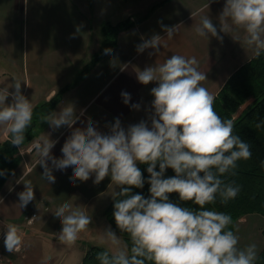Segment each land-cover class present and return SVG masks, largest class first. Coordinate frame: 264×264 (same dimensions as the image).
Returning a JSON list of instances; mask_svg holds the SVG:
<instances>
[{
	"label": "clouds",
	"instance_id": "9594fccd",
	"mask_svg": "<svg viewBox=\"0 0 264 264\" xmlns=\"http://www.w3.org/2000/svg\"><path fill=\"white\" fill-rule=\"evenodd\" d=\"M211 0L205 5L209 8ZM196 15L192 13V17ZM219 31L209 15L201 16L195 28L198 36L214 37L222 41L220 33L228 34L233 28L243 30L242 42L253 48L255 56L264 53V0H226L218 17ZM166 37L171 39L177 26H164ZM79 31V28H77ZM164 37L159 34L136 46L137 53L152 49L149 55L160 51ZM240 38H236L238 41ZM111 49H105L109 54ZM127 66V65H125ZM136 79L142 85L152 82L150 94L151 114L125 128L119 118L105 125L102 132L89 118L85 127H74L80 117L75 105L66 103L59 112L46 114L42 119L53 130L62 126L72 129L61 148L62 158L52 155L57 140L44 134L34 141L38 154L37 164L43 169L42 178L54 184V170L72 168L70 180L85 182L94 175V184L106 177L119 186L114 199L113 217L121 233H127L131 247L121 245V239L111 229H104V240L115 251L97 254L100 264H255L257 245L239 246V236L229 228L232 217L223 212L206 210L217 194L222 203L234 199L239 188L225 184L220 176L237 166V161L251 157L249 145L233 134L234 123L224 120L214 109L215 97L202 85L206 73L198 70L196 57L171 55L163 63L138 70ZM14 88V91H9ZM123 103L128 105L131 96L122 92ZM11 97V102L6 103ZM139 110L140 104H132ZM33 103L22 94L21 81L0 87V129L9 134L12 146L19 148L25 142V133L33 120ZM264 125V120L256 124ZM50 162V164H49ZM138 164L147 165L145 181ZM158 167V170H157ZM167 169L174 176L165 178ZM8 173L0 169V176ZM14 174V173H13ZM24 190L17 193L20 208L35 200L34 186L24 175ZM145 182L150 197L132 189H143ZM11 190V189H10ZM176 194L179 201L192 202L200 210L182 207L170 199ZM0 202H3L0 199ZM62 225L57 239L67 246L75 245L80 234L92 223L79 207L63 203L54 212ZM36 216L28 219L29 223ZM3 243L8 253H18L23 246L20 226L9 223L3 232Z\"/></svg>",
	"mask_w": 264,
	"mask_h": 264
},
{
	"label": "crops",
	"instance_id": "0c3cea01",
	"mask_svg": "<svg viewBox=\"0 0 264 264\" xmlns=\"http://www.w3.org/2000/svg\"><path fill=\"white\" fill-rule=\"evenodd\" d=\"M111 1L0 0V87L13 84L14 80L21 81L22 94L34 108L46 104L65 88L50 112L45 108L35 112L34 140L50 134L51 139L58 141L52 149L56 158H62L61 148L72 129L62 126L53 130L42 117L59 112L66 103H73L80 117L74 127H85L90 118L100 131L107 132L105 125L119 118L127 128L148 120L151 114L154 98L150 90L156 83H139L135 75L139 69L163 63L174 54L186 58L194 56L198 70L207 75L202 85L215 97L229 76L255 55L253 48L242 42L244 32L239 28H233L228 34L220 33L222 41L200 37L195 32L204 15L210 16L219 31L218 17L226 0H211L209 8L205 7L209 0H127L121 15L120 11L115 12ZM192 13L196 15L192 17ZM122 20H128L130 26L117 34L111 52L81 75L101 48L102 26ZM159 22L168 27L178 25L171 39L166 37ZM154 34L164 37L160 51L151 56L152 49L137 53L136 46L143 42L142 38L149 39ZM236 38L240 39L235 41ZM122 92L131 96L128 105L123 103ZM10 102L11 97L6 103ZM137 103L140 109H132L131 105ZM248 104L246 102L240 112ZM8 139L9 134L0 129V145ZM37 160L35 150L26 154L24 162L19 161L14 174L0 187L3 201L0 202V218L24 230L25 256L13 257V264H55L56 261L57 264L65 261L81 264L91 246L114 252L115 248L104 240V229L111 224L103 212L119 186L111 183L110 177L94 184V175L85 182L77 180L73 184L71 167L54 170L56 182L48 184L41 176L43 169ZM23 175L32 181L35 200L21 209L17 193L23 191L24 186L23 181L20 184L17 181ZM65 202L92 216L88 229L70 247L57 239L62 225L54 216L55 210ZM32 212L36 213V218L27 226L23 223L24 217ZM111 229L116 232L112 226ZM116 234L123 247L125 240Z\"/></svg>",
	"mask_w": 264,
	"mask_h": 264
},
{
	"label": "trees",
	"instance_id": "16d2710c",
	"mask_svg": "<svg viewBox=\"0 0 264 264\" xmlns=\"http://www.w3.org/2000/svg\"><path fill=\"white\" fill-rule=\"evenodd\" d=\"M129 26L130 24L127 21H120L114 25L106 22L102 26L103 40L101 48L94 55L90 63L81 71V75L86 74L100 58L106 55L104 54L105 49H111L115 44L117 34ZM64 89L60 90L46 104L35 107L33 109V119L36 120L35 112L40 111L42 108L50 112L59 102ZM249 99H251V102L238 114L239 109ZM214 109L222 119H231L233 121V134L239 136L242 141L246 142L251 151V157L249 159L237 161L235 169L220 176V179L225 184H231L239 188L237 196L227 203H222L217 194V198L213 203L204 206L206 210H214L230 215L233 222L229 225V228L235 232V223L241 217L250 214H258L264 217V125L260 128L256 127L259 121L264 120V53L259 57L254 55L229 76L215 96ZM31 131L30 128L27 129L25 133L26 141L33 138ZM14 152L15 147L12 146L10 139L0 145V169L8 170L5 176H0V187L19 163V159L14 156ZM138 166L144 174L145 181H147L149 176L146 171L147 165L138 164ZM174 175L175 173L172 169H167L165 172V178ZM149 187L150 185L145 182L143 189L133 188L132 192L133 194L140 193L145 198H149ZM122 198L116 195L105 208L103 214L115 231L122 236L130 249L131 240L129 235L119 231L113 217L114 199L119 200ZM170 199L182 207L200 210L199 206L192 202L179 201L176 194H172ZM103 251L107 250L98 246L89 247L81 264H100V261L97 259V254ZM146 264H152V262L146 261ZM255 264H264V247L257 254Z\"/></svg>",
	"mask_w": 264,
	"mask_h": 264
},
{
	"label": "rangeland",
	"instance_id": "374dc122",
	"mask_svg": "<svg viewBox=\"0 0 264 264\" xmlns=\"http://www.w3.org/2000/svg\"><path fill=\"white\" fill-rule=\"evenodd\" d=\"M124 1H127V0H112L111 1V5L115 7V12L116 11H120L119 15H121L124 12L123 11L124 5H127L126 2H124ZM122 21H127L128 22V20H122ZM117 23L118 22H116L115 24H117ZM250 101H251V99H249L247 101V103H250ZM240 110L241 109H239L238 113H240ZM33 121H35V122H33ZM32 122L34 123L33 127H32V124H31V126L29 128L32 130L31 131V135L33 136V138H31L28 141H26V139H25V142L21 145L22 147L21 146L19 147L20 150H18V148L15 147L14 156L17 157L18 159L20 157V159H22V161L20 159H19V161H21L22 163L24 162L23 158L26 156V154H29V153H25L24 149H26L28 145H30L31 143L36 141V140H34V136L35 135L33 134V132H34L33 128H34L35 123L37 121L33 119ZM21 151L23 152V155H21V153H20ZM24 163L27 164L26 160H25ZM20 229H21V231H23V227L22 226L20 227ZM263 230H264V217H262V216H260L258 214H250V215H246V216L241 217L235 223V232L234 233L236 235H238L239 238H240V240H239V246L240 247H244V246L249 245L251 243H255L257 245V254H258L262 250V248L264 247ZM57 262L58 261H56L55 264H57ZM64 264H67L66 261L64 262Z\"/></svg>",
	"mask_w": 264,
	"mask_h": 264
},
{
	"label": "built area",
	"instance_id": "2783aa9c",
	"mask_svg": "<svg viewBox=\"0 0 264 264\" xmlns=\"http://www.w3.org/2000/svg\"><path fill=\"white\" fill-rule=\"evenodd\" d=\"M33 143H31L30 145L27 146L26 149H24L25 153H32L34 151ZM18 150H20V148H18ZM20 153H21V155H23L22 151ZM33 216H36V213L32 212V213L25 215L23 223L27 226L31 225L34 221L32 223H29L28 219H31ZM9 223H10L9 221H6V220H3L0 218V264H13V259H12L13 257L23 258L25 256L26 250H25L24 243H23V246L21 248V251L18 253H8L4 247L3 232L6 228V225ZM21 232L24 235V230Z\"/></svg>",
	"mask_w": 264,
	"mask_h": 264
}]
</instances>
